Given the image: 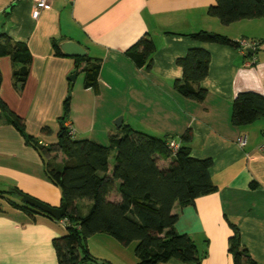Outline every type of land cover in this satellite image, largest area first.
<instances>
[{"label":"crops","instance_id":"0c3cea01","mask_svg":"<svg viewBox=\"0 0 264 264\" xmlns=\"http://www.w3.org/2000/svg\"><path fill=\"white\" fill-rule=\"evenodd\" d=\"M215 3L49 0L35 18L32 0H0V34H5L0 42L10 39L26 43L32 55L22 90L16 88L13 74L22 63L14 62L9 55L0 57V96L24 119L26 135L43 146L56 144L69 98L65 125H71L76 139L108 145L112 133L130 125L151 135H169L179 143L190 128L191 155L212 159L210 176L216 191L173 209L178 214L176 231L192 238L201 260L170 259L158 264H234L229 251L234 227L256 264H264V151L260 150L264 117L245 125L232 122L233 102L239 92L264 95V17L224 24L209 13ZM201 30L235 41L255 39L259 44L243 53L238 47L200 42L190 36ZM142 37L151 38L156 46L151 69L139 67L127 54ZM65 41H75L87 55L101 59L98 92L84 86L85 77L79 84L70 80L71 75L76 73L78 77L81 72L77 57L62 50ZM56 43L63 54L56 53ZM194 47L211 54L208 76L200 83L207 90L203 101L188 98L175 87V81L183 77L178 60ZM6 115L8 112L0 108V117ZM120 117L123 122L118 127ZM241 136L247 139L243 146L239 143ZM170 161L161 159L160 165L166 167ZM114 164V157H110L109 173ZM117 187L118 182H114L109 200L121 199ZM19 192L54 207L62 204L61 189L49 179L39 150L15 125L2 119L0 264H59L53 241L67 233L69 223L65 218L57 220L40 212L31 215L15 207L14 202L28 206ZM90 205L89 199H81L77 210L85 215ZM136 244L124 245L102 232L86 240L89 252L109 264H137Z\"/></svg>","mask_w":264,"mask_h":264},{"label":"trees","instance_id":"16d2710c","mask_svg":"<svg viewBox=\"0 0 264 264\" xmlns=\"http://www.w3.org/2000/svg\"><path fill=\"white\" fill-rule=\"evenodd\" d=\"M209 13L224 24L264 17V0H216ZM5 34H0V37ZM200 42H217L238 47V42L229 37L201 30L190 34ZM0 42V57L9 55L22 66L14 69V84L22 90L29 74L32 55L26 43ZM56 53L63 54L58 44ZM156 51L154 41L142 37L127 50V54L139 67L151 69ZM211 54L201 47L190 48L178 60L183 77L175 81L176 89L184 96L203 101L207 90L200 83L208 76ZM101 59L90 55L77 57L76 66L84 73V86L99 91ZM1 84V73H0ZM0 108L6 112L4 118L15 125L26 140L43 156L49 179L62 192V202L67 205L68 231L54 239L59 264H109L97 259L88 250L86 240L96 233H107L124 245L136 242L137 264H158L170 259L182 262H199L201 254L192 238L178 233L175 225L178 214L175 205L186 206L203 195L216 191L210 176L211 158L198 159L191 155L189 142L191 129L180 137L176 151L171 149L169 135L156 136L124 125L119 132L112 133L109 144L103 145L90 139H76L69 133L65 119L70 111V100L66 99L58 142L49 146L40 145L33 136L26 135L25 121L9 109L0 96ZM264 117V95L253 91L239 92L233 102L232 122L245 125ZM45 128L44 130H46ZM115 150V164L109 173L111 151ZM59 156H63L58 161ZM171 159L166 167L161 159ZM111 174V175H110ZM114 182H118L119 201H111L108 195ZM2 194V193H1ZM89 199L87 214L77 210V202ZM17 208L33 212L42 211L18 203ZM38 210V209H37ZM234 264H256L249 251L242 245L240 232L234 227L230 247Z\"/></svg>","mask_w":264,"mask_h":264},{"label":"water","instance_id":"95a60500","mask_svg":"<svg viewBox=\"0 0 264 264\" xmlns=\"http://www.w3.org/2000/svg\"><path fill=\"white\" fill-rule=\"evenodd\" d=\"M61 48L64 53L68 56L82 57L87 55V50L75 41H65L61 44ZM69 78L70 80L74 81L76 79V73L71 75ZM122 122L123 118L120 117L116 122L117 126L121 127ZM19 195L21 196L22 202H24L30 207H33L35 209H38L39 211L50 215L54 219L60 220L64 218L67 214V205L65 202H62L60 207H54L28 194L19 192Z\"/></svg>","mask_w":264,"mask_h":264},{"label":"built area","instance_id":"2783aa9c","mask_svg":"<svg viewBox=\"0 0 264 264\" xmlns=\"http://www.w3.org/2000/svg\"><path fill=\"white\" fill-rule=\"evenodd\" d=\"M33 3H34V9H33V16L35 18H38L42 12V10L48 5L49 3V0H32ZM238 48L243 52V53H247V50L249 48H252V49H256L259 42L255 39H250V38H242V39H239L238 41ZM67 127H69V133L70 134H74V129L71 127V125H67ZM263 136H264V131H263ZM247 142V139H246V136H241L239 138V143L240 145H245ZM169 145L171 147V149H173V151H176L179 147V143L174 141V140H170L169 142ZM260 150H263L264 151V139H263V142L260 146ZM64 222L68 223V220L65 218L64 219Z\"/></svg>","mask_w":264,"mask_h":264},{"label":"rangeland","instance_id":"374dc122","mask_svg":"<svg viewBox=\"0 0 264 264\" xmlns=\"http://www.w3.org/2000/svg\"><path fill=\"white\" fill-rule=\"evenodd\" d=\"M83 81H84V75H83V73L81 72V73L79 74V76L76 77L75 81H73V82L79 84V83H81V82L83 83ZM71 92H72V91H71ZM115 153H116V151H115V150H112V151H111V156H110V157H114Z\"/></svg>","mask_w":264,"mask_h":264}]
</instances>
